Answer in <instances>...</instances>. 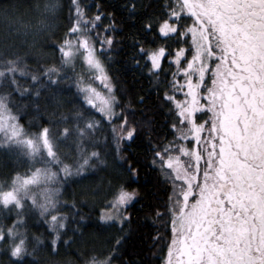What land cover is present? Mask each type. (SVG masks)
Instances as JSON below:
<instances>
[{"label":"snow or ice","instance_id":"snow-or-ice-1","mask_svg":"<svg viewBox=\"0 0 264 264\" xmlns=\"http://www.w3.org/2000/svg\"><path fill=\"white\" fill-rule=\"evenodd\" d=\"M89 8L73 0L69 31L91 35V40L81 37V44L107 89L100 111L109 122L120 121L118 128L111 127L116 162L130 178L139 177L137 161L120 151L127 147L134 152L132 145L144 129L120 108L115 85L97 57L106 48L111 51L117 38L109 33L117 25L99 2L91 15ZM128 9H137L136 0H129ZM155 11L158 17L150 14L142 23L144 39L133 43L148 73L166 86L157 93L170 105L165 124L171 139H148V163L170 189L164 211L156 212L170 216L171 239L163 264H264V0H160ZM105 18L110 23L104 24ZM202 115L207 119H200ZM146 124L151 131V120ZM109 197L96 209L98 220L130 223L128 209L137 191L119 184ZM49 220L45 226L55 234L50 250L56 255L61 242L55 231L58 217ZM59 227H66L64 219ZM6 238L0 233V241ZM122 241L117 237L101 261L94 256L88 264H112ZM9 254L17 264L36 259L23 239Z\"/></svg>","mask_w":264,"mask_h":264},{"label":"trees","instance_id":"trees-1","mask_svg":"<svg viewBox=\"0 0 264 264\" xmlns=\"http://www.w3.org/2000/svg\"><path fill=\"white\" fill-rule=\"evenodd\" d=\"M72 2L0 0V97L27 134L47 130L58 160V166L52 167L57 177L50 190L53 194L49 211L30 198L22 203L0 205V233L7 237L0 241V264H17L9 253L21 239L36 257L28 258L24 264H88L94 256L96 260L103 259L117 237L123 241L119 254H113L112 264H162L170 237V216H157L156 212L164 211L170 189L158 170L148 163L152 159L148 139L153 143L171 139L165 124V112L170 105L157 93L158 88L166 90V86L148 73L133 43L134 39L145 37L144 18L160 15L159 11L154 12L160 0H136L137 9L132 10L128 9L129 0H80L81 6L90 5L89 15L96 11L95 4L99 2L106 13L113 14L117 25L109 33L117 38L111 51L106 48L97 53L115 85L120 108L129 120L137 123L138 129H144L132 145L134 152L127 147L120 151L121 156L137 161L140 175L133 178L116 162L111 127L118 128L119 119L109 122L89 106L75 76L64 66L62 48L65 41L75 36L69 31L74 21L70 15ZM103 22L110 23L107 18ZM149 119L151 131L147 130ZM18 152L0 147V192L10 190L16 177L33 171L25 155ZM58 167L67 171L65 176L57 171ZM119 184L139 193L128 209L130 223L123 226L99 221L96 210L105 206L112 187ZM52 215L58 217L55 231L61 241L56 255L50 250L55 234L45 226ZM61 219L65 220V228L59 227ZM14 232L16 237L12 236ZM63 241L69 242L65 245Z\"/></svg>","mask_w":264,"mask_h":264},{"label":"rangeland","instance_id":"rangeland-1","mask_svg":"<svg viewBox=\"0 0 264 264\" xmlns=\"http://www.w3.org/2000/svg\"><path fill=\"white\" fill-rule=\"evenodd\" d=\"M47 6L52 5L48 4ZM49 8H54V6ZM188 22L190 23V21ZM79 27L83 29L82 24ZM73 34L75 36L69 38L62 48L64 66L75 76L76 85L82 93L85 102L106 119L105 113L100 111V109L103 108L101 96L108 95L107 89L104 83L96 78V72L93 68L89 66L86 60V53L81 44V37L88 36V34L86 31ZM97 57L103 63L98 53ZM114 110L117 111L116 109ZM199 118L207 119V116L202 115ZM0 147L14 148L19 151V154L23 153L28 164L33 167V171L29 175L25 174L16 177L10 190L0 192V205L22 203L30 198L44 211H49L52 208L50 202L53 194V191L50 190L53 189L52 186L56 183L57 177L52 167L58 166L53 142L48 136L46 129L36 135L27 134L19 124L16 115L9 108L8 103L2 97H0ZM59 170L61 175H66L67 171L63 170L62 167H58L57 171ZM138 197L139 193L137 191V198L134 202ZM12 236L16 237L17 232H14ZM170 239L171 229L168 243ZM101 260H97V262Z\"/></svg>","mask_w":264,"mask_h":264}]
</instances>
